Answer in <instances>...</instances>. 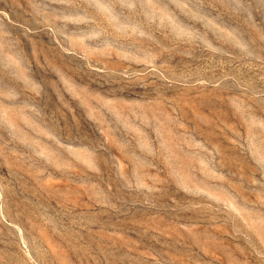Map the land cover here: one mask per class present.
Segmentation results:
<instances>
[{"label": "rangeland", "instance_id": "1", "mask_svg": "<svg viewBox=\"0 0 264 264\" xmlns=\"http://www.w3.org/2000/svg\"><path fill=\"white\" fill-rule=\"evenodd\" d=\"M0 264H264V0H0Z\"/></svg>", "mask_w": 264, "mask_h": 264}]
</instances>
